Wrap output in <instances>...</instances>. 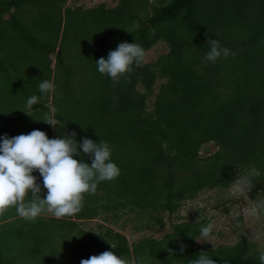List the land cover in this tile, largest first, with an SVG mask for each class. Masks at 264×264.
<instances>
[{
	"label": "trees",
	"instance_id": "1",
	"mask_svg": "<svg viewBox=\"0 0 264 264\" xmlns=\"http://www.w3.org/2000/svg\"><path fill=\"white\" fill-rule=\"evenodd\" d=\"M48 1L57 4L56 13L61 15L62 12L65 17L58 21L48 15L33 17L37 24L44 21V25L55 26L58 32L62 25L79 26L86 16L101 12L100 20H103L106 14L112 16L116 12L113 18L94 26L93 31L104 38L109 37L108 41L116 48L121 42H135L146 52L162 43L167 52L153 62H143L140 67L133 65L128 79L122 78L115 86L110 78L97 71L95 62L103 53L95 52L91 55L93 71L87 75L93 81L97 80L94 77L100 78L97 80L98 95L83 96L84 99L75 102L76 107L68 97L55 101L47 96L35 106L34 112L27 113H37V125L31 120L20 123L19 126L26 128L25 132L11 131L9 127L19 126H3L4 117L0 118V137L12 138L30 133L29 127L39 130L45 112L54 107L57 110L54 115L62 128L53 129L48 125L49 139H54L53 134L63 138L65 133L75 132L78 143L84 138L95 143L106 141L112 150V162L121 170L114 181L101 182L95 195L85 194L81 211L71 217L54 218L51 214L48 217L43 214L30 222L20 218L14 208L6 211L0 216V264H61L63 253L57 252L58 247L48 253L43 249L50 246L49 238L53 235L63 238L68 235L69 238L74 226L81 231V236H85L89 257L101 254L96 252V243L100 245V242L105 251L118 250L117 257L136 255L139 243L132 244L130 251L126 237L121 233L109 227L102 230L97 225L100 232L94 234L71 221V218L92 220L98 217L106 221L108 218L104 215L118 208L111 206V199L117 200L125 194L130 201L128 199L124 213H133L134 207L139 211L146 209L149 217L139 230L154 231L151 228L162 226L164 213L175 214L202 192L229 193L230 183L239 170L255 169L258 173L249 199L255 200L258 191H264V0H156L159 5H151L150 13L148 9L144 10L146 15L138 21V6H146L150 0H119L110 9L104 5L63 9L66 0ZM29 6L30 0H0V47L7 55H18V59H11L10 67L3 65L0 58V76L4 79L15 77L13 85L19 84L18 87L23 85L21 78L28 83L30 80L19 72L18 62L20 66L25 61V66L36 68L34 76L33 69L31 72L33 84L41 82V71L43 75L45 72L69 71L66 60L60 51H56L57 43L38 42L30 35L31 30H25L22 23L17 24L22 21L18 19V13H28L27 18L32 16ZM76 14L74 21L70 17ZM108 29H111V35L107 33ZM15 34L21 37L16 45ZM209 39L219 40L221 46L229 48L235 56L230 55L227 59L221 56L215 64L205 62L203 57L210 51ZM26 52L34 56L27 60ZM4 58H7L5 54ZM9 72L15 75L11 76ZM44 78L47 80L48 75ZM5 81L10 87V80ZM68 89L69 86L65 90L67 93L70 92ZM87 89L94 92L92 85ZM36 94L42 96L38 90ZM7 96L9 94H0L2 99ZM150 98L153 100L147 105ZM27 114L22 115L27 118ZM210 143L216 147L213 153H208L204 147ZM78 150L81 156L74 158L78 162L83 159L91 166L87 155L82 149ZM33 175L42 185L43 180L35 173ZM99 191H103V195ZM106 194L108 199L99 203L96 196L101 198ZM45 195L46 190L42 188L41 198ZM237 220L246 231L242 217ZM232 234V244H206L194 249L195 239L200 236L197 224L182 221L161 239L147 237L143 240L150 246L149 250L162 255L158 264H189L202 251L207 252L216 264H260L258 254L244 259L249 247L247 237H238L235 229ZM181 244L186 246L183 253ZM165 258L167 263L163 262Z\"/></svg>",
	"mask_w": 264,
	"mask_h": 264
},
{
	"label": "rangeland",
	"instance_id": "2",
	"mask_svg": "<svg viewBox=\"0 0 264 264\" xmlns=\"http://www.w3.org/2000/svg\"><path fill=\"white\" fill-rule=\"evenodd\" d=\"M43 1L44 0H42L41 2L37 0H30L31 6H29L28 9L32 10V16L27 18L28 13H18L17 17L22 21H18L17 24L22 23L23 28L25 30H31L30 35L32 37L37 38L38 42L45 44H58L59 48H57L56 51H60V53L62 54V58L66 60L67 64L69 65V71H58L57 73L55 71V73L49 72L48 74L47 72H45L44 75L43 71H41V81L45 79L44 76L46 77L48 75L47 80L54 83L56 87L55 95L54 93L48 95V98L50 100L54 99L55 101H57L62 99V97L65 99H67L68 97L69 100H71L72 102L74 101L73 106L76 107L77 103L75 102L79 99H84L83 96L99 94V83L97 82V80H99L100 78L94 77L97 80L93 81L92 78L87 75L91 74V72L93 71L91 55H94L93 53L95 52H100L103 53L101 57L106 58L110 51L116 49V45L113 42L110 43L108 41L109 37L104 38V36H101L96 31H93V29L94 26L100 25L101 22H105V19L113 18L116 12H114L112 16L110 14H106L103 20H100V16H102L101 12L99 14H95L94 16H86L83 18L84 22H81L79 26L74 24V28L72 27V24H69V27H65V25H62L60 31L57 32L55 26L50 28L52 26L51 25L48 28L47 25H44V21L37 24L35 20H33V17L40 15H43L44 17L48 15L51 19L54 18L55 20H59V18L63 19V17H65L64 13L62 12L61 15L56 13L57 4L51 3L48 0H46L45 2ZM38 3H42V5H38ZM118 3L119 0H66L64 6L65 8L70 9H74L76 7L88 9L95 8L99 5H104V8L110 9L114 8ZM151 5L158 6L159 4L156 0H150L149 4H147L146 6H138L137 12H139V16L137 18V21L140 17L146 15H144V10L147 11L148 9L149 12ZM79 13H82V11H80ZM76 17L77 14L76 16H72L70 18H73L75 21ZM30 18H32V20L28 22ZM64 22L65 21L63 20V23ZM123 22L127 24L126 20H123ZM75 29L76 31H74ZM20 33H22V30L20 31ZM107 33L111 35V29H108ZM14 37V44L16 45L17 40L21 37L19 34H15ZM101 37L103 38L102 40ZM165 52H167V48L164 44H155L150 50L146 51V58L144 60V63H150L155 61L160 54H164ZM4 54L7 56V58H4ZM24 55L25 59L27 60L34 56L32 53L28 52L24 53ZM52 56V58H54V55ZM0 58L3 59V65L10 67L13 63L11 59H18V55H7L4 48L0 47ZM24 64L25 61L22 62L21 66L18 62V65L16 66L19 67V72L25 78L28 77L30 80H32L31 72L33 69L32 76H34L36 68L34 69L31 68L30 65L25 66ZM84 68L89 70L85 71ZM8 70H10V68ZM9 73L11 74V76L15 75V73ZM36 77L40 80L39 76ZM7 79L10 80V87L15 88L11 89L9 87V82L5 81ZM21 79L20 81L23 85H20L18 87L17 85L19 84L13 85L15 77L4 79L3 76H0V94H9V97L7 96L5 99H2L0 97V118L4 117L2 122L3 126L9 124H16L19 126L21 122L26 120H31L35 122L34 124L37 125L36 112L34 114L28 115L29 117L27 118H24V115L22 114H25L23 111L26 110L25 105L27 98L33 94H36V91L38 90V84H33V82L30 80L28 83L25 82L26 80L22 81ZM91 85L94 90L93 93H91L90 89H87V87H91ZM67 86H69L68 90L70 91L68 93L65 91L67 89ZM88 90L90 91L87 92ZM152 100L153 98H150L147 101V105L150 104ZM35 106H38V104L33 106V112L36 109ZM59 108H61V105L59 106ZM9 129L11 131L14 130L16 132L26 131V128L24 129V126H19L17 128L9 127ZM29 130H38V128L33 129V127H29ZM39 130H43V132L46 133L48 130V125L42 123ZM6 132H8V130ZM52 138H58V135L53 134ZM204 147H207L208 153H213L216 150L215 145L212 143L205 145ZM34 173L42 179V177L39 176L38 172ZM99 186L100 185H98V187ZM115 191L117 190L115 189ZM98 193L103 195V191H99ZM259 194L261 196H264V191H258L257 196ZM96 197L97 199H100L99 203L106 198L108 199L107 194L101 198L98 196ZM129 198L130 197L125 194L122 196V198L117 197V200L115 198L111 199V206H116L118 208L111 211L110 214L104 215V217L108 218L106 221H103L102 217H98L92 220H76L74 218H71V221H75V223L79 224L80 229L84 231L90 230L94 234H98L100 232L97 229V225H100L102 227V230H104V228L109 227L114 231L121 233L126 237L130 251L133 246L132 244L139 243L138 253H136V255L131 253L130 255L127 254L124 258L134 261L139 257H143L145 259L146 264H158L162 255L156 250L154 252L149 250L148 247L150 246L143 239L147 237L153 239H161L165 234L172 233L174 225L179 224L182 221H190L194 223V225L197 224L198 229H200L202 224H207L209 222H212L214 225L212 235L215 238L209 239L207 241L201 240L200 242H197L195 240L193 246L194 249L201 248L206 244H212L214 246L221 243L232 244L234 242V235L232 234V231L234 229L233 224L237 219H239V217H242L243 227L246 229V231H248L249 235H251V231H257L261 226H264V216H262L258 221H255L246 217L243 214L245 207L250 206L252 204L253 201L251 199H245L244 197L239 196L231 191L229 193H221L217 190H214L202 192L195 200L186 202L175 214L164 213L162 217V226H159L157 228H151L154 229V231L148 228H144L142 231H140L139 227L145 224L149 216L147 214L146 209L145 211H139L136 207L133 206V204H131V206L134 207V209L132 208L133 213H124L123 209L126 207L125 205L128 204ZM49 215L50 214L46 216L48 217ZM50 216L54 217L52 214ZM134 216L137 219H135ZM70 231H72L70 237L68 238V235L64 237L65 239L68 238L67 241L62 236L59 237L53 235L51 238H49L48 244L51 243L50 246H46L43 250L45 253H48L52 252L56 247H58L57 252L63 253V259L61 261V264H80V261L82 259L89 258L85 246V244H87L85 242V236H81V231L78 229L77 226H74V228L72 227ZM63 234L64 233H62V235ZM140 240L143 241L140 242ZM257 243L260 246L264 247V238H261ZM96 245L98 247L96 252L99 251L102 253L105 251L102 242H100V245L98 243H96ZM111 251L115 255H117L118 253V250L111 249ZM118 256L122 257L121 255ZM176 261L180 260L177 259ZM163 262L167 263L166 258Z\"/></svg>",
	"mask_w": 264,
	"mask_h": 264
},
{
	"label": "clouds",
	"instance_id": "3",
	"mask_svg": "<svg viewBox=\"0 0 264 264\" xmlns=\"http://www.w3.org/2000/svg\"><path fill=\"white\" fill-rule=\"evenodd\" d=\"M210 51L203 57L205 62L215 64L221 56L227 59L235 56L227 47H222L219 40H208ZM146 58L145 49L137 43L121 42L115 50L109 52L107 58L97 60V71L110 78L112 85L118 84L121 79H128L133 72V65L140 67ZM38 92L42 96L33 94L27 98L25 114L33 111V106L41 104V100L56 92L54 83L42 80L38 84ZM56 109L53 107L45 112L41 120L53 129L62 128L61 122L56 119ZM28 115V114H27ZM76 133H65L63 138L49 139L45 132L33 130L28 134H21L12 138L7 135L0 137V216L7 210L14 208L17 215L30 222H34L43 214H52L56 218L71 217L78 214L82 208L85 194L94 195L101 182H110L117 179L120 168L111 160L112 150L106 141L99 143L84 138L81 143L75 139ZM83 154L91 160V166L83 159L79 162L74 157ZM38 172L43 184L37 182L33 175ZM255 169L239 170L236 178L230 183V191L249 198L254 187L253 181L257 175ZM42 188L46 195L41 198ZM243 214L255 221L264 216V196L260 194L250 206L245 207ZM213 223L202 224L200 236L195 239L207 241L214 239ZM238 237H247L248 250L244 259L258 254L260 264H264V247L257 242L264 238V226L257 231L242 229L239 220L233 224ZM256 244V247H252ZM112 248L114 246L110 245ZM185 245H180L183 253ZM115 249V248H114ZM80 264H146L143 257L128 260L117 257L112 251H104L88 259H82ZM189 264H216L207 252H200L198 258L189 261Z\"/></svg>",
	"mask_w": 264,
	"mask_h": 264
},
{
	"label": "crops",
	"instance_id": "4",
	"mask_svg": "<svg viewBox=\"0 0 264 264\" xmlns=\"http://www.w3.org/2000/svg\"><path fill=\"white\" fill-rule=\"evenodd\" d=\"M64 8H65V6H64ZM64 8H63V9H64Z\"/></svg>",
	"mask_w": 264,
	"mask_h": 264
}]
</instances>
